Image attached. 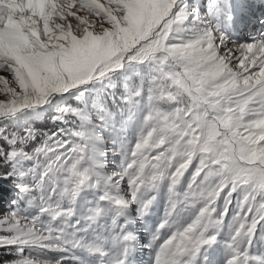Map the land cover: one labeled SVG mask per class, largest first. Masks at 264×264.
Returning <instances> with one entry per match:
<instances>
[{
	"label": "snow or ice",
	"instance_id": "1",
	"mask_svg": "<svg viewBox=\"0 0 264 264\" xmlns=\"http://www.w3.org/2000/svg\"><path fill=\"white\" fill-rule=\"evenodd\" d=\"M141 254L264 264V0H0V264Z\"/></svg>",
	"mask_w": 264,
	"mask_h": 264
},
{
	"label": "rangeland",
	"instance_id": "2",
	"mask_svg": "<svg viewBox=\"0 0 264 264\" xmlns=\"http://www.w3.org/2000/svg\"><path fill=\"white\" fill-rule=\"evenodd\" d=\"M110 160H111V154H110ZM159 211H160V213L162 214V211H163V207H162V205H161ZM146 259H147L146 254H141V255H139V256L137 257V260H138L141 264H143V261L146 260Z\"/></svg>",
	"mask_w": 264,
	"mask_h": 264
}]
</instances>
